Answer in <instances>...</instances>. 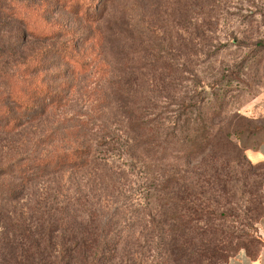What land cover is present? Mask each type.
<instances>
[{
	"label": "rangeland",
	"instance_id": "rangeland-1",
	"mask_svg": "<svg viewBox=\"0 0 264 264\" xmlns=\"http://www.w3.org/2000/svg\"><path fill=\"white\" fill-rule=\"evenodd\" d=\"M254 6L264 10V0H0V53L7 51L4 48L8 40H21L25 49L35 53L38 72L34 82L46 85L53 93L44 102L39 101L43 96L36 98L37 106L48 103L37 121L13 133L0 134V161L20 157V163L22 158L30 157L31 146L38 152L47 149L42 141L55 136L54 129L57 136L63 134L62 127L67 124L82 125L80 129L84 130L95 122L107 121L113 109L106 108L105 94L111 95L108 83L118 70L136 75V85L141 88L146 87L147 79L163 86L154 73L163 72L165 66L175 71L183 84L178 80L166 82L181 86L198 76L206 79L208 75H227L245 49L229 45L213 54L211 44L223 41L228 26L233 27V20H239L240 10H253ZM240 21L243 28H249L247 17ZM255 56L257 64L240 75L243 83L232 82L231 89L219 95L215 103L221 104V111L213 112L216 121L233 122L234 116L240 115L250 123L249 132L253 130V134L244 133L239 141L244 147L243 168L251 172L224 185L203 184L192 201L181 193L182 202L168 199L172 186L161 190L158 199L147 205L144 220L151 217L163 223L157 227L163 234L153 239L149 224L141 228L136 221L122 230L133 234L126 245L135 257L134 264L152 263L157 255L153 246L158 241L164 247L173 244L165 247L169 264H227L237 252L254 256L263 246L264 159L251 160V149L264 145V49ZM130 76L122 77L119 83L124 86ZM128 83L133 85L130 80ZM17 86L32 87L22 82ZM71 129L66 130L67 134L76 133ZM221 164L222 160L210 164L203 159L193 165L180 163L178 171L183 178L180 176L177 188L184 192L188 185L198 187L195 178L208 176L222 166L219 174L228 172L231 176L233 163ZM29 177H25L27 186L17 199L0 204V264L25 262L22 251L29 243L27 236L34 239L44 234L43 226L47 228L54 217L57 201L67 200L66 193L85 196L95 211L94 222H106L113 228L122 213L117 208L119 202L128 201L107 192L108 188L99 185L95 173L87 168L72 176L64 172L36 180ZM130 186L134 187L132 181ZM181 204L189 211L201 210L203 218L186 227L166 222L165 216L173 208L183 211ZM139 209L132 212V220L140 219ZM77 215L86 223L82 212ZM181 230L186 236L178 235ZM168 237L174 242L167 241ZM53 243L54 239L51 243L41 242L39 247L51 248ZM47 253H42L38 263H47ZM30 259L34 262L36 257L30 255Z\"/></svg>",
	"mask_w": 264,
	"mask_h": 264
},
{
	"label": "trees",
	"instance_id": "trees-1",
	"mask_svg": "<svg viewBox=\"0 0 264 264\" xmlns=\"http://www.w3.org/2000/svg\"><path fill=\"white\" fill-rule=\"evenodd\" d=\"M241 11L244 10L238 14L239 20L232 22L234 26H228L230 30L222 38L223 41L216 40L211 44L213 54L229 45L235 49H245L227 75L222 74L218 78L208 75L206 79L198 76L181 86L182 79L165 66V72L154 73L164 83L163 86L151 84V79H147L146 87L141 88L136 85V75L117 69L118 74H113L114 79L108 83L111 95L105 94L108 97L106 108L109 111L113 109L107 121L95 122L84 130L80 129L82 125L67 124L62 127L65 134L57 136L54 129L55 136L42 141L47 149L38 152L31 146L30 157L22 158L20 163H17L20 157L0 161V178H3L0 180V204L13 201L24 192L27 186L25 177L36 180L64 172L72 176L85 168L95 173L98 184L108 188L107 192L122 196L123 200L128 199L119 202L117 208L122 209V213L113 228L107 227L106 222L103 225L99 221V225L94 222L95 211L85 196L66 193L67 200L57 201L54 217L47 228L43 226L44 234H37L34 239L27 236L29 243L22 251L25 262L14 264H43L38 260L46 251V264H134L135 257L130 246L126 245L133 234L122 230L127 225L130 228L136 221L141 228L149 224L153 239L163 234L161 230L158 231L163 223L151 217L144 220L147 205L158 199L156 196L161 190L172 186L168 199L182 202L184 199L179 197L181 193L192 201L195 195L200 194L198 188L203 184L215 182L224 185L231 180L247 177L246 174L251 171L243 168L244 147L239 140L244 133L253 134V130L249 132L250 123L240 115H235L233 122L216 121L213 114L214 110L221 111V104H215L219 95L230 90L232 82L243 83L240 75H245L257 64L255 52L264 49V10L254 6L253 10L248 9L244 14ZM246 17L249 28L240 25V20ZM6 49L0 53V134L3 135L37 121L46 112L48 103L37 106L36 98L43 96V100L39 101L44 102L53 95L46 85L34 82L38 72L34 50L25 49L19 39L8 40ZM129 75L132 76L125 80L124 86L119 83L122 77ZM129 80L133 85L128 83ZM168 80H178L182 84L166 82ZM18 82L27 88L32 87L26 89L17 86ZM70 126L71 130L76 131L75 134H67ZM200 159L210 164L218 160H222L221 165L232 162V175L229 176L228 172L219 174L223 166L214 168L208 176L204 174L194 179L198 187L188 185L187 191L180 192L177 188L181 176L178 165H193ZM155 163H160V166ZM131 181L134 187L129 188ZM131 198L135 201H129ZM138 208L140 219L132 220V212ZM181 209L182 212L173 208L167 213L166 222H173L175 227H186L204 216L201 210H186L184 204H181ZM79 211L85 216L84 224L78 219ZM178 235L186 236L185 230ZM52 239L54 243L51 248L39 247L41 242L51 243ZM167 241L174 242L171 237ZM172 245L165 244V247ZM165 247L160 241L155 243L153 249L157 255L150 264H169ZM30 255L36 257L34 262ZM219 256L223 257L221 254Z\"/></svg>",
	"mask_w": 264,
	"mask_h": 264
},
{
	"label": "crops",
	"instance_id": "crops-1",
	"mask_svg": "<svg viewBox=\"0 0 264 264\" xmlns=\"http://www.w3.org/2000/svg\"><path fill=\"white\" fill-rule=\"evenodd\" d=\"M251 151L253 153V159L251 160L264 159V145H258ZM227 264H264V244L254 256H248L243 251L237 252L228 259Z\"/></svg>",
	"mask_w": 264,
	"mask_h": 264
}]
</instances>
